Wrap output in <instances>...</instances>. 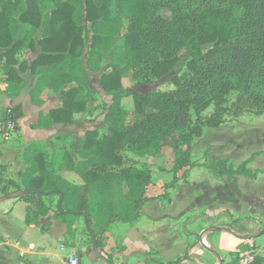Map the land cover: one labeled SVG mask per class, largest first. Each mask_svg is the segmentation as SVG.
I'll use <instances>...</instances> for the list:
<instances>
[{
	"label": "trees",
	"instance_id": "obj_1",
	"mask_svg": "<svg viewBox=\"0 0 264 264\" xmlns=\"http://www.w3.org/2000/svg\"><path fill=\"white\" fill-rule=\"evenodd\" d=\"M43 1L27 0L26 10L15 13L11 1L0 0V48L5 49L0 53V60L6 59L8 91L12 95L20 94L26 88L25 80L13 67L16 60L9 62L26 42L33 49V37L39 30L37 45L43 54L30 67L32 77L37 80L28 92L30 95L39 93L41 84L48 81L49 86H57L62 105L50 110L37 126L70 124L72 114L84 109L79 78L81 72L85 73L80 60L87 39L83 37V33L87 34L83 21L91 24L93 33L87 67L94 71H99L97 65L105 60L107 53L114 51L113 38L121 32L120 21L116 19L113 32L107 30L110 24L108 0H46L51 2L52 8L42 22L39 8ZM122 1L125 9L118 5L116 8L121 9V15L127 20L118 48V57L124 66L116 75L103 74L100 78L104 92L113 97L105 116L108 134L100 142L93 138L80 142L75 171L83 184L72 186L45 170L42 156L27 149L28 154L31 151L34 154L30 162L27 156L28 168L12 190L7 185L13 179L10 165L0 164L2 195L32 192L21 198L26 201L29 198L39 200L46 193V197L58 196L57 203L62 196L61 207L65 213L57 211L56 214L62 219L84 215L87 229L96 239L99 232L95 229V194L96 197L110 193L119 195L118 200H109L100 232L111 224L137 221L142 206L152 201L145 196V186L151 182L150 174L125 166L120 151L157 153L163 141L177 134L178 143L186 149L177 148L172 185L179 171L194 167L189 158L190 143L200 137L202 129H217L228 116L264 115V0ZM158 6L170 8L171 19L151 18L152 15L145 12ZM14 14L22 23L31 25L29 33L18 39L11 35L10 21ZM181 61L185 73L171 76L174 90L142 93L138 85L125 91L120 87L121 77L129 64L137 68L134 77L148 84L152 78L169 76ZM20 68L25 69L23 65ZM126 97H132L134 112L132 120L124 123L127 114L119 101ZM230 99L233 102L230 103ZM210 107L212 112L203 117L202 113ZM18 111L19 107L12 108L14 119ZM87 135L93 137L95 131ZM248 163L234 167L227 160H210L204 168L227 179L238 176L254 181L258 174L264 175V171L248 168ZM36 202L38 216H46L49 207L40 200ZM29 210L26 209L25 223L36 225V221L28 219ZM253 264H264V258L255 256Z\"/></svg>",
	"mask_w": 264,
	"mask_h": 264
},
{
	"label": "rangeland",
	"instance_id": "obj_2",
	"mask_svg": "<svg viewBox=\"0 0 264 264\" xmlns=\"http://www.w3.org/2000/svg\"><path fill=\"white\" fill-rule=\"evenodd\" d=\"M108 1L110 12L107 13V18L110 24L107 30L113 32L116 27V19H118L121 32L113 38V53L111 55L107 53L103 61V64L109 62L104 69L107 73L104 74L116 75L124 66L123 60L118 57V48L122 41V34L127 27V20L121 15V9H125L126 4L122 0ZM142 1L146 3L149 0ZM117 5L121 9L116 8ZM145 12L152 15L151 18L169 20L172 17L171 9L165 6L148 8ZM88 36L90 37V35ZM184 73L185 68L183 67V61H181L169 76L163 79L152 78L147 84L144 79L134 77L137 74V68L133 64H129L126 67L125 74L121 77L120 87L125 91L138 85V90L142 93L151 91L167 92L175 89L170 82L171 76ZM109 97L107 102L104 99L105 103L100 105L99 124L98 129L95 130V135L92 137L87 135L88 132H86L83 139L70 143L71 151L76 153L74 157L78 161L77 151L82 140L93 138V140L100 142L108 134V121L105 116L113 99L112 96ZM231 102H233V99H230ZM119 104L127 114L124 123L130 122L134 112L132 97L122 98ZM211 112L212 108L210 107L202 113V116L206 117ZM192 119H194L193 115ZM177 140V134H172L161 143L157 153L153 151L133 153L127 150H122L119 153L125 166H130L131 169H141L150 174L148 179L151 182L145 186V196L152 199V201H158L161 206L158 205L157 207H160V210L162 207L167 209L163 213L158 210L155 211L154 215L156 217L179 230H187L189 226L190 230L197 231L200 220H205L208 225L213 224L214 221L229 217L227 212L229 210L233 217H241L242 220H245L243 216H249L257 220V224H264V175L258 174L254 181L238 176L227 179L225 177L219 178L204 168L210 160H227L234 167L248 161V168L264 171V115L259 117L243 115L239 118L228 116L219 128L202 129L200 137L194 138L190 143L189 158L194 167L179 171L176 174V183L171 185L177 148L181 151L186 149ZM72 167L73 158L67 157L63 163L58 165L51 163L45 168L57 176L61 170H72ZM113 169L118 170L116 167H113ZM12 176L13 179H10L7 185L13 190L18 179L15 178V175L12 174ZM69 179L65 180L72 186L79 187L83 184V180L79 176L78 178L74 176ZM118 196V194L110 193L103 197L100 195L96 197L95 194L93 207L95 208V229L99 232L97 239L87 229L84 215H80L77 219L70 217L62 219L56 214L59 208L62 210L61 206L58 207V196L39 199L50 210L44 217L38 216L36 212L39 209L38 202H36L39 201L38 199L29 198L26 202L23 200L15 201L14 204H11L14 208L12 213L0 219V243L4 242L8 245L18 243L24 249L31 243L34 245L33 251L36 254L44 253L47 256L26 257L18 254L16 255L17 259H15L16 256L10 254L11 249L0 247V264H25L26 262L31 264H67V259L71 255L76 258L78 264H111L115 249L111 247V239L108 234L112 233L114 229L124 230V228L133 226L130 223H115L100 232L104 220V210L109 200H118ZM171 202L172 205L169 207L168 204ZM3 205L2 203L0 208ZM27 208L30 209L28 219L36 221L35 230H29L25 224ZM180 235H182L181 232ZM193 239L195 244L202 248L199 244L198 235ZM187 240L189 241V239ZM185 241L182 238L177 239L169 249H180ZM263 242L264 236L261 243ZM262 254L264 255V246Z\"/></svg>",
	"mask_w": 264,
	"mask_h": 264
},
{
	"label": "crops",
	"instance_id": "obj_3",
	"mask_svg": "<svg viewBox=\"0 0 264 264\" xmlns=\"http://www.w3.org/2000/svg\"><path fill=\"white\" fill-rule=\"evenodd\" d=\"M9 1L12 3L11 9H14L15 13L24 11L27 8V0ZM51 8L52 4L50 1L44 0L42 2L39 8L42 22ZM11 9H9L10 12ZM10 25L12 28L11 35L16 37V39L24 37L31 30V25L22 23L15 14L11 17ZM82 26L87 29V34L83 33V37L85 38L86 36L87 39L83 55L80 58L84 65L85 73L83 74L81 72L82 69H80L81 75H79L82 82L80 95L84 101L81 106L84 109L72 114L70 124L48 125V123H45L44 125L47 126H37L40 123V119L45 117L50 110L57 109L62 105L59 91L56 90L57 86H49L48 81L41 84L39 93L30 95L28 92L31 87H34L37 80V77H32L30 67L33 61L43 54L37 45L39 30L37 35L33 37V49L26 42V46L9 62L12 63V60H16L13 67L17 71V75L25 80L26 88L20 94L12 95L8 91L7 70L4 68L6 59L2 58L0 60V119H3L9 111L14 117L15 114L12 112V108L19 107L17 118H13L16 127L10 140L0 142V164L3 166L10 165L9 173L15 175L18 180L22 172L28 168L27 156L30 157L28 159V162H30L31 155L34 152L42 156L45 170H47L45 167L48 164L58 165L66 161L67 157L73 158L72 170H61L57 176L66 180L74 176L78 178L75 172L78 160L74 157L76 153L71 151L70 143L83 139L86 132L98 129L100 105L105 103L104 99L107 102V99L110 98L104 92L100 83L101 76L107 73L104 69L109 62L98 64L97 67H100L99 71L88 69L87 52L93 33L90 29V23L83 21ZM4 50L0 48V53L4 52ZM111 52H109L110 55ZM20 65H23L25 69L21 70ZM27 149L34 150V152L31 151V154H28L30 151ZM24 155H26L25 159ZM18 193L7 196L0 193V205L4 204L0 208V219L12 213L14 208L11 204H14L15 201L23 200L21 198L27 196L14 197ZM43 196L47 198L46 195ZM158 205H160L158 201L146 202L139 211L137 221L130 223L133 224L131 228H124V230L114 229V232L112 231V233L108 234L111 239V247L115 249L111 264H235L239 257L243 255L264 258L262 254L264 242L261 243L264 236V224H257V220H254V218L243 216V219L247 220L245 221L241 217H233L228 210L229 217L214 221L213 224L210 223L208 225L205 220H200L197 231L190 230L189 226L187 230H179L174 226L167 225L169 224L168 222H162L159 217L154 215L157 210L162 213L167 210L164 207L160 210V207H157ZM168 205L170 207L172 202ZM26 226L29 230L36 229L35 225ZM180 232L182 235H180ZM196 235H198L199 244L202 248L198 247L194 242L193 238ZM180 238L186 240L183 242L182 247L177 250L175 248L169 249L171 244ZM0 247L11 249L10 254L13 256L18 254L26 257L47 256L44 253L36 254L33 251L34 245L31 243L28 244L26 249L21 248L18 243L8 245L1 242ZM15 259H17V256ZM25 264L31 263L26 262Z\"/></svg>",
	"mask_w": 264,
	"mask_h": 264
},
{
	"label": "built area",
	"instance_id": "obj_4",
	"mask_svg": "<svg viewBox=\"0 0 264 264\" xmlns=\"http://www.w3.org/2000/svg\"><path fill=\"white\" fill-rule=\"evenodd\" d=\"M16 124L11 112L9 111L3 119H0V142H7L10 140ZM254 257L251 255H243L239 257L235 264H253ZM67 264H78V261L72 255L68 257Z\"/></svg>",
	"mask_w": 264,
	"mask_h": 264
},
{
	"label": "water",
	"instance_id": "obj_5",
	"mask_svg": "<svg viewBox=\"0 0 264 264\" xmlns=\"http://www.w3.org/2000/svg\"><path fill=\"white\" fill-rule=\"evenodd\" d=\"M30 193H32V192L23 191V192L18 193V194L15 195L14 197H22V196H24V195H28V194H30ZM35 193H40V192H39V191H36ZM43 195H47V194H46V193H43ZM61 203H62V196H60V200H59V202H58V207L61 206ZM58 213H59V214H64L65 212L59 208V209H58Z\"/></svg>",
	"mask_w": 264,
	"mask_h": 264
}]
</instances>
